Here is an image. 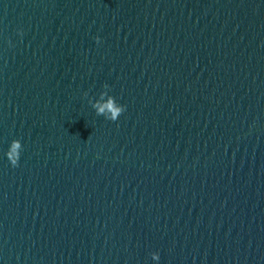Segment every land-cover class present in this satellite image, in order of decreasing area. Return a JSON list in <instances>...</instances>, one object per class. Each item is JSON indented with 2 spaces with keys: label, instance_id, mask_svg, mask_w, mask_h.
Segmentation results:
<instances>
[{
  "label": "water",
  "instance_id": "obj_1",
  "mask_svg": "<svg viewBox=\"0 0 264 264\" xmlns=\"http://www.w3.org/2000/svg\"><path fill=\"white\" fill-rule=\"evenodd\" d=\"M0 264H264V0H0Z\"/></svg>",
  "mask_w": 264,
  "mask_h": 264
},
{
  "label": "clouds",
  "instance_id": "obj_2",
  "mask_svg": "<svg viewBox=\"0 0 264 264\" xmlns=\"http://www.w3.org/2000/svg\"><path fill=\"white\" fill-rule=\"evenodd\" d=\"M99 37H97V42H99ZM107 88L108 86L105 85ZM102 99L97 101L93 107L99 115H103L105 119L116 121L122 112L125 111V105L119 103L114 96L102 93ZM107 96L106 99L103 97ZM255 124V122H254ZM22 150V143L20 139H13L4 155L12 166H16L19 162ZM151 258L153 261L158 262L160 260V254L157 251L151 253Z\"/></svg>",
  "mask_w": 264,
  "mask_h": 264
}]
</instances>
